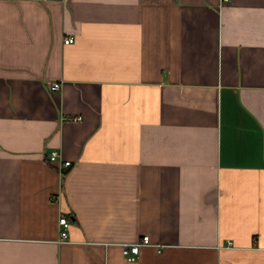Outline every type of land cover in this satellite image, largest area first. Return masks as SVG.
Segmentation results:
<instances>
[{
    "label": "crops",
    "instance_id": "1",
    "mask_svg": "<svg viewBox=\"0 0 264 264\" xmlns=\"http://www.w3.org/2000/svg\"><path fill=\"white\" fill-rule=\"evenodd\" d=\"M0 264H264V0H0Z\"/></svg>",
    "mask_w": 264,
    "mask_h": 264
},
{
    "label": "built area",
    "instance_id": "2",
    "mask_svg": "<svg viewBox=\"0 0 264 264\" xmlns=\"http://www.w3.org/2000/svg\"><path fill=\"white\" fill-rule=\"evenodd\" d=\"M73 41L72 38H65L64 43L68 44ZM61 88V83L60 82H54L50 85L51 90H59ZM75 120H79V117L74 118ZM59 155L57 152H51L49 156L50 161H56L58 159ZM62 166H69L70 162L69 161H63L61 162ZM58 224L61 227L60 233H59V238L60 241H63L67 239V230L69 227V221L67 218L63 215H60L58 218ZM150 245V240L147 235L142 236L141 240L133 243H124L121 245L122 249V254L127 258V260L132 261L134 260L135 256L138 255L139 250L142 246H147Z\"/></svg>",
    "mask_w": 264,
    "mask_h": 264
}]
</instances>
